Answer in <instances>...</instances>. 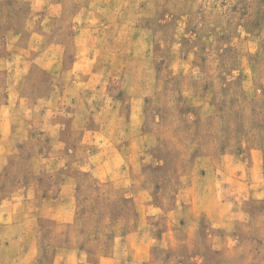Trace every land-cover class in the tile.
Masks as SVG:
<instances>
[{
	"label": "rangeland",
	"instance_id": "374dc122",
	"mask_svg": "<svg viewBox=\"0 0 264 264\" xmlns=\"http://www.w3.org/2000/svg\"><path fill=\"white\" fill-rule=\"evenodd\" d=\"M0 264H264V0H0Z\"/></svg>",
	"mask_w": 264,
	"mask_h": 264
}]
</instances>
